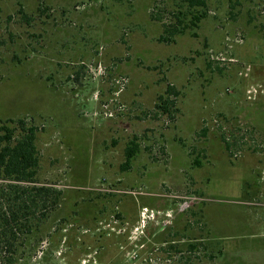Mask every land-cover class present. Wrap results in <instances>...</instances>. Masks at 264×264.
Segmentation results:
<instances>
[{
	"label": "rangeland",
	"instance_id": "1",
	"mask_svg": "<svg viewBox=\"0 0 264 264\" xmlns=\"http://www.w3.org/2000/svg\"><path fill=\"white\" fill-rule=\"evenodd\" d=\"M206 13L167 44L178 0H0V121L63 192L16 264H264V0Z\"/></svg>",
	"mask_w": 264,
	"mask_h": 264
},
{
	"label": "trees",
	"instance_id": "2",
	"mask_svg": "<svg viewBox=\"0 0 264 264\" xmlns=\"http://www.w3.org/2000/svg\"><path fill=\"white\" fill-rule=\"evenodd\" d=\"M178 1L185 6L187 15H182L183 19L189 18V23L183 24L182 17L176 16V25H165L159 39L167 44L174 43L173 38L178 33L196 28L207 15V0ZM172 92L173 88L169 86L166 96L159 97L162 104L156 106L164 112L171 107L169 94ZM8 122L12 123V120ZM17 124L12 128L0 121V264H16L17 259L34 251L38 244L36 235L41 233L38 229L59 208L63 198L61 190L38 182L37 128L28 126L24 120ZM136 140L132 139L125 149L124 169L130 166L139 151ZM225 147L230 150L231 145L226 143ZM195 163L199 165L198 160ZM190 250H195V246L191 245Z\"/></svg>",
	"mask_w": 264,
	"mask_h": 264
},
{
	"label": "built area",
	"instance_id": "3",
	"mask_svg": "<svg viewBox=\"0 0 264 264\" xmlns=\"http://www.w3.org/2000/svg\"><path fill=\"white\" fill-rule=\"evenodd\" d=\"M259 179H260L259 180L260 190L258 192V196L254 197L251 200L243 202V204L247 206L257 207V208L264 210V169L260 172Z\"/></svg>",
	"mask_w": 264,
	"mask_h": 264
}]
</instances>
